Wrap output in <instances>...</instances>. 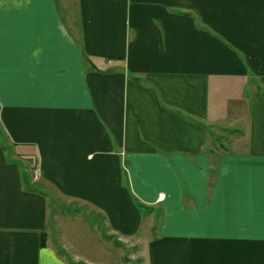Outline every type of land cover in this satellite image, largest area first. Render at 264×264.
I'll return each instance as SVG.
<instances>
[{
    "label": "crops",
    "instance_id": "obj_1",
    "mask_svg": "<svg viewBox=\"0 0 264 264\" xmlns=\"http://www.w3.org/2000/svg\"><path fill=\"white\" fill-rule=\"evenodd\" d=\"M103 232L264 264V0H0V264Z\"/></svg>",
    "mask_w": 264,
    "mask_h": 264
},
{
    "label": "rangeland",
    "instance_id": "obj_2",
    "mask_svg": "<svg viewBox=\"0 0 264 264\" xmlns=\"http://www.w3.org/2000/svg\"><path fill=\"white\" fill-rule=\"evenodd\" d=\"M126 165V161H124ZM27 167L29 170L32 172L31 176H33L34 180H38L37 175L35 174L36 170V160L35 158H27L26 163ZM60 209L62 210H68L73 213L74 216H78L82 218L85 221H90V214L87 213V210L82 208L81 210L78 209V206L74 207H66L63 204L59 206ZM70 209V210H69ZM69 212V214H70ZM73 216V217H74ZM157 221L161 218L159 214L156 215ZM86 218V219H85ZM96 219V218H95ZM94 218H92V221H96ZM100 219V218H99ZM98 220V219H97ZM100 224V222H99ZM102 242H107L108 246L105 248L103 247V256H100L98 263L99 264H143V250L145 248L134 245L133 238H130L127 241H123L121 239H117L116 236L114 235L113 238L109 237L106 235V232L102 233ZM121 240V241H120ZM69 253H67L68 258H78L80 260H75V264H89L83 260L84 259H96V255L93 254L91 251H80L81 249H76L73 247L68 248ZM82 258V259H81ZM98 258V257H97ZM96 261V260H95Z\"/></svg>",
    "mask_w": 264,
    "mask_h": 264
},
{
    "label": "trees",
    "instance_id": "obj_3",
    "mask_svg": "<svg viewBox=\"0 0 264 264\" xmlns=\"http://www.w3.org/2000/svg\"><path fill=\"white\" fill-rule=\"evenodd\" d=\"M3 138H4V135H3ZM42 243L44 244V239H43Z\"/></svg>",
    "mask_w": 264,
    "mask_h": 264
}]
</instances>
